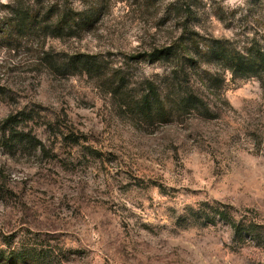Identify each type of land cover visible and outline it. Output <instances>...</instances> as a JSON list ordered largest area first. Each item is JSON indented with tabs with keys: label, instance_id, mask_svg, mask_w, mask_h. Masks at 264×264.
I'll use <instances>...</instances> for the list:
<instances>
[{
	"label": "rangeland",
	"instance_id": "1",
	"mask_svg": "<svg viewBox=\"0 0 264 264\" xmlns=\"http://www.w3.org/2000/svg\"><path fill=\"white\" fill-rule=\"evenodd\" d=\"M174 1L20 0L83 12L55 38L18 35L0 0V264H264L262 81L202 62L187 71L208 114L140 110L173 65L144 55L173 40ZM194 3L201 34L264 32V0ZM47 53L98 70H52Z\"/></svg>",
	"mask_w": 264,
	"mask_h": 264
},
{
	"label": "trees",
	"instance_id": "2",
	"mask_svg": "<svg viewBox=\"0 0 264 264\" xmlns=\"http://www.w3.org/2000/svg\"><path fill=\"white\" fill-rule=\"evenodd\" d=\"M33 4L26 6L20 0H13L10 13L5 18L6 25L20 36L34 32L41 36L61 38L74 34L80 25L89 24L83 12L72 7L51 6L47 11H37ZM172 5L170 14L178 19L173 25V40L165 46L155 47L144 56L152 61L169 59L173 65L162 88L150 83L149 91L140 99L142 113L150 120L192 112L208 114L209 105L190 83L187 71L202 69V62L229 71L235 78L257 77L264 86V32L260 38H253L245 45L236 46L230 39L201 34L200 29L189 19L195 12L194 8H198L194 0H175ZM43 60L56 71L90 73L98 70L96 62L86 55L58 62L56 57L47 53ZM204 72L208 88H221L223 78L219 71ZM11 120L12 115L5 119V127L12 123ZM15 134L17 137V131ZM20 140L23 141L22 138Z\"/></svg>",
	"mask_w": 264,
	"mask_h": 264
}]
</instances>
